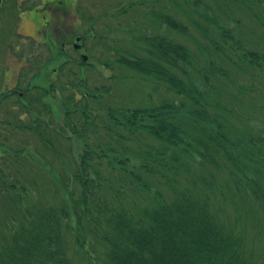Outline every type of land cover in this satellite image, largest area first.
<instances>
[{"label": "trees", "instance_id": "obj_1", "mask_svg": "<svg viewBox=\"0 0 264 264\" xmlns=\"http://www.w3.org/2000/svg\"><path fill=\"white\" fill-rule=\"evenodd\" d=\"M33 1L16 9L41 12L45 0ZM165 1L106 5L105 15L137 10L157 30L119 21L132 49L111 50L103 66L174 100L114 101L96 66L64 47L42 85L51 48L32 40L23 51L24 37L14 45L25 65L13 88H0V264H262L264 0H223L252 15L249 40L196 21L193 36ZM225 14L235 22L228 5Z\"/></svg>", "mask_w": 264, "mask_h": 264}, {"label": "rangeland", "instance_id": "obj_2", "mask_svg": "<svg viewBox=\"0 0 264 264\" xmlns=\"http://www.w3.org/2000/svg\"><path fill=\"white\" fill-rule=\"evenodd\" d=\"M31 1L33 0H28V2ZM125 1L59 0L58 3L57 0H45L41 4V0H34V4L40 3L42 7L44 6L41 12L36 9L27 12H18L16 7H18L17 5L20 6V4H17L16 0H0V88L2 87L3 91L6 92L9 88L11 89L16 85L18 73L25 65V60L21 53L18 51L15 53L13 47L16 44L23 43L22 40L25 38V43H23L22 47L23 51H30V44L33 42L32 40H35L36 46H39L43 42L48 44L53 53V61L42 71V75L36 79L37 83H41L42 85L45 83L44 85H48L50 73L65 60L64 55L61 53L62 51L59 49L64 47L66 48V52H73V50L78 52V55L82 57L80 58L79 56V58L85 63V66H96L97 72L94 76L99 80V83L105 82L113 85L114 90L110 97L114 101L122 104L130 102L134 106H143L147 102L151 103V100L155 102L174 100L175 96L171 92H167L164 89L154 91L153 85L139 83L126 70L125 75L121 78L117 70L118 65L113 64L111 68L103 66V63L108 57L107 53L111 50L118 51L121 48L126 50L132 49L133 43L130 40V36L123 27L122 29L118 27L119 21H131L137 33L141 32L138 31L139 28L135 23H138L142 27H150L151 25L152 30H157L154 22L137 10L128 12V16L121 15L112 17L105 15L107 10H109V7H106V5L112 4L120 6ZM176 1L181 2L175 4L174 0H166L163 2L164 8H167V11H171L173 5L181 7V10L176 9L174 13L182 23L190 24L192 30L196 29L194 25L192 26V21H196L199 25L204 24L208 29L226 26L231 27L232 25L234 34L245 40H249L253 36L254 31L252 30V25L257 24L253 21L252 15L244 10L242 5L239 6L231 1L226 4L223 0ZM49 2L51 3L49 4ZM189 3L191 5L189 10L182 7V4H186L187 6ZM227 5L234 12L235 22H231L225 14ZM90 7L95 15L91 21L89 20L91 14L86 10V8ZM193 8L197 12H193ZM169 14L171 15L172 13ZM44 16H46V20L43 19ZM191 17L194 18L189 19ZM207 19H212L213 22L207 21ZM90 22L93 23V32H89L88 40L86 39L87 42L85 41L86 43L82 42V45L78 46L76 37L84 35L85 38V34L89 31ZM241 22L242 24L237 26ZM132 25L127 30L130 31ZM163 33L168 35V28L163 30ZM187 33L189 35L190 31ZM191 33L193 36H200L197 29ZM178 36L187 38L183 35ZM104 42L107 43L108 49L106 48L104 52H101V47H103ZM84 56H87V59ZM110 61L112 63L115 62L113 58ZM151 92L152 96H149ZM49 99L54 112L61 115L63 110L59 99ZM250 99L253 102H258V99L262 98L254 95ZM255 211L259 217L264 219V209H255ZM251 217L252 214L250 215ZM248 223L249 225L251 224L250 219ZM260 262L264 264V252Z\"/></svg>", "mask_w": 264, "mask_h": 264}, {"label": "water", "instance_id": "obj_3", "mask_svg": "<svg viewBox=\"0 0 264 264\" xmlns=\"http://www.w3.org/2000/svg\"><path fill=\"white\" fill-rule=\"evenodd\" d=\"M80 40H81V38L78 37V38H77V41H80ZM84 58L87 59V56H84Z\"/></svg>", "mask_w": 264, "mask_h": 264}, {"label": "flooded vegetation", "instance_id": "obj_4", "mask_svg": "<svg viewBox=\"0 0 264 264\" xmlns=\"http://www.w3.org/2000/svg\"><path fill=\"white\" fill-rule=\"evenodd\" d=\"M76 42H77V40H76ZM77 43H78V46H81L82 45V41L77 42Z\"/></svg>", "mask_w": 264, "mask_h": 264}]
</instances>
